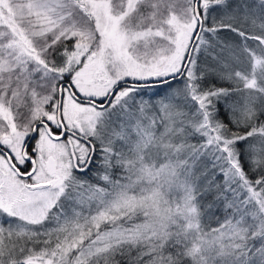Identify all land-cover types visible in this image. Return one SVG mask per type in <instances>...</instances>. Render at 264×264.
Returning <instances> with one entry per match:
<instances>
[{
	"label": "snow or ice",
	"instance_id": "1",
	"mask_svg": "<svg viewBox=\"0 0 264 264\" xmlns=\"http://www.w3.org/2000/svg\"><path fill=\"white\" fill-rule=\"evenodd\" d=\"M0 264H264V0H0Z\"/></svg>",
	"mask_w": 264,
	"mask_h": 264
}]
</instances>
